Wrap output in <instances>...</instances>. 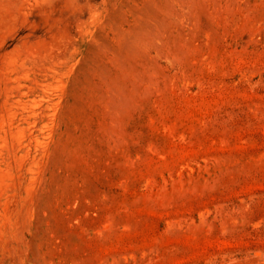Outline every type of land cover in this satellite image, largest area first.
Listing matches in <instances>:
<instances>
[{
  "label": "rangeland",
  "instance_id": "1",
  "mask_svg": "<svg viewBox=\"0 0 264 264\" xmlns=\"http://www.w3.org/2000/svg\"><path fill=\"white\" fill-rule=\"evenodd\" d=\"M0 264H264V0H0Z\"/></svg>",
  "mask_w": 264,
  "mask_h": 264
}]
</instances>
